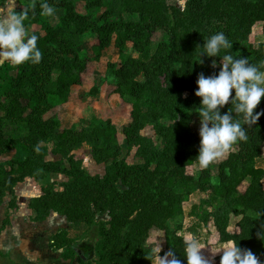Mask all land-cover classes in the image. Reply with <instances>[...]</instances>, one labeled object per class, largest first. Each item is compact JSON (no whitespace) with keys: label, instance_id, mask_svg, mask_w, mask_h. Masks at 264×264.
Wrapping results in <instances>:
<instances>
[{"label":"trees","instance_id":"16d2710c","mask_svg":"<svg viewBox=\"0 0 264 264\" xmlns=\"http://www.w3.org/2000/svg\"><path fill=\"white\" fill-rule=\"evenodd\" d=\"M20 2L24 9L17 12H28L26 28L38 25L42 31L37 40L42 60L0 66V156L10 154L6 163H0V206L27 178L39 182L48 175H62L68 181L60 190L48 185L29 200L32 222L55 213L71 224L97 226L94 250L99 264H153V251L145 243L152 231H162L170 251L186 264L187 242L169 224L184 214V203L197 192L201 197L189 216L200 225L211 224L219 242L236 240L264 261V235H260L264 233V169L256 165L264 148V114L247 128V141L235 144L218 166L213 168V163L196 175L187 169L197 165L200 138L198 131H191L185 114L197 110L200 103L194 95L197 75L219 71L211 67V60L219 63V57L201 56L203 64L198 63L197 46H203V38L223 31L235 58L247 57L264 71V43L256 48L247 44L256 24H261L264 34V0H186L183 11L166 0H47L53 12L61 13L54 26L52 15L41 14L44 0ZM80 2L84 13L76 10ZM126 15L131 19L126 20ZM160 32L167 40L152 53L153 39ZM88 34L96 40L93 58L83 49ZM127 44L137 57L127 56L118 66L107 68L114 79L113 94L131 107V122L122 133L127 152L134 151L140 160L137 164L121 157L118 130L110 121L76 130L64 129L56 116H48L68 102L72 87L82 84L89 62H98L110 47L122 56ZM229 107L226 104L222 112ZM257 111L264 113V97ZM235 118L241 119L240 114ZM147 127L160 144L141 134ZM84 146L94 163L110 161L103 176L84 172L76 155ZM245 181L248 185L241 192ZM8 208L0 232L17 205L10 202ZM104 214L109 220L96 223V215ZM232 218L238 219L234 234L228 231ZM50 240L51 250L64 251L63 259L75 258L74 240L67 231L59 230ZM219 262L220 257L210 264Z\"/></svg>","mask_w":264,"mask_h":264},{"label":"rangeland","instance_id":"374dc122","mask_svg":"<svg viewBox=\"0 0 264 264\" xmlns=\"http://www.w3.org/2000/svg\"><path fill=\"white\" fill-rule=\"evenodd\" d=\"M169 6H173L183 11L185 9L186 0H166ZM76 10L79 13H84V3H77ZM61 16L60 12H53L51 24L57 25L58 19ZM126 20L131 19L130 16H125ZM41 29L36 27L33 31V35L39 37L42 35ZM167 36L164 32L156 34L153 39L152 53L155 51L157 44L161 41H166ZM264 43V34L262 33L261 24H256L248 38L247 44L249 47L256 48L258 44ZM96 44V40L93 35L88 34L85 37L83 49L84 53L93 58L92 46ZM137 57L132 51L131 44L126 45L125 52L121 56L120 53L113 47L107 48L102 52V55L98 62H89L86 72L83 75L82 84L80 86L72 87L71 95L68 102L58 108L52 110L48 116H56L60 121L61 127L64 129L73 128L76 130L82 129V127L87 125H92L95 123L104 124L106 121H110L118 130V142L122 149V158H125L128 164H137L140 160L134 157V151L127 152L125 137L123 136L122 129L131 122V107L126 102L122 101L118 95L113 94L114 89V79L112 74L107 68L108 64H114L118 66L121 60L125 57ZM219 67V63H217ZM1 100V99H0ZM185 114L190 119V129L191 131H198L199 129V117L195 110L186 111ZM163 124L169 125L170 122L163 121ZM141 134L147 138H150L155 144H160L157 139L153 129L151 127L145 128ZM234 150V147L230 151ZM11 154H14L12 152ZM228 154V153H227ZM226 154V155H227ZM10 155V154H9ZM9 155L0 156V163L4 164L8 160ZM76 155L82 160V168L84 172L89 176H103L105 167L110 164V161L103 164H96L92 160L90 150L86 146L76 152ZM223 156L216 162H214V167L218 166L219 162L226 157ZM120 157V158H121ZM47 159L54 160L56 157L49 156ZM257 167L264 169V148L262 157L256 162ZM200 168L198 165H194L187 169V173L191 175H196ZM216 175V170H213V176ZM68 181V178L62 175H48L44 180L36 182L33 179H25L22 183L18 184L14 189V196L6 195L5 202L8 204L10 202H15L17 207L21 206V217L26 216L29 212L27 209V204L31 198L37 197L41 194L42 188L48 185H54L56 190H60V185ZM248 185V181H245L241 187L240 191L243 192ZM118 191L123 189L121 184L117 185ZM197 195L191 196L187 202L183 205L184 214L177 220L171 221L169 227L173 229H178V234L182 235L185 241L188 243L193 238H196L199 242V247H201L200 252L202 256L209 262H215L217 258L220 257L221 253H213L217 245L222 244L219 242L218 236L216 234L214 227L211 224L207 226L200 225L197 219L190 217L189 214L193 206L199 203L200 194L196 192ZM115 198L110 199L111 204H114ZM25 206V208H24ZM8 211L6 212L3 220L6 218ZM14 214V211L13 213ZM10 215V217L12 216ZM9 217V221H10ZM64 222L70 224L75 230V238L81 239L83 232L80 231V224L83 227H87L86 224H71L65 217L58 216ZM2 220V223H3ZM109 220L106 214L96 215L95 222L99 223L101 221ZM58 220H56L57 222ZM238 219L232 218L228 231L233 234L236 231V224ZM61 222V221H59ZM1 223V225H2ZM60 223L58 226H63ZM5 226L3 230L6 228ZM1 228V227H0ZM89 228V227H88ZM60 230V229H59ZM58 230V231H59ZM93 230L92 238L96 241L94 243L93 250L91 248H84L82 251L88 256L86 261L91 264H99V259L95 254V245L99 240L98 228L97 226L89 228ZM88 230V231H89ZM57 231V232H58ZM56 232V233H57ZM55 233V234H56ZM54 234V235H55ZM75 239V240H76ZM89 244L92 241L91 238L88 239ZM6 245L11 246L6 243ZM228 245V244H227ZM74 246V243L73 245ZM146 247H149L153 251V264H164V259L166 254L170 251L169 242L166 239L162 231H152L145 243ZM226 246V245H224ZM89 247V245H88ZM11 248V247H10ZM81 250V249H80ZM213 251V252H212ZM137 264V263H136Z\"/></svg>","mask_w":264,"mask_h":264},{"label":"clouds","instance_id":"9594fccd","mask_svg":"<svg viewBox=\"0 0 264 264\" xmlns=\"http://www.w3.org/2000/svg\"><path fill=\"white\" fill-rule=\"evenodd\" d=\"M40 8L42 15H53V7L47 0L40 4ZM27 18L26 10H13L0 16V65H22L27 62L38 64L42 60V52L37 46L38 37L29 35L26 30ZM203 39V46H197L200 49L198 63L203 64L201 56L219 57L218 73L208 76L199 73L194 92L200 98L195 110L199 117L200 140L194 160L200 169H207L229 153L235 144L247 141V128L256 124L264 114L254 112L264 97V71L260 65L250 63L247 57L235 58L230 51L232 42L223 31ZM211 67H218L216 59L211 60ZM226 104L232 107L222 112ZM236 114H240L241 119H236ZM200 249L196 238L186 244V264H210ZM217 252L221 253L219 264H264L250 249L239 247L236 240L217 248L213 253ZM164 264H181V261L173 251H169Z\"/></svg>","mask_w":264,"mask_h":264},{"label":"crops","instance_id":"0c3cea01","mask_svg":"<svg viewBox=\"0 0 264 264\" xmlns=\"http://www.w3.org/2000/svg\"><path fill=\"white\" fill-rule=\"evenodd\" d=\"M20 1L21 0H0V16L13 10H23L24 7L21 6ZM36 27L39 26L34 25L26 28L29 35H33V31ZM194 195L197 194L194 193L192 196ZM5 199L6 196L0 206V227L6 212L9 211V206L6 204ZM27 209H29L28 206ZM21 211L22 207H17L16 210H14V214L10 217L7 227L0 232V264H80L81 262H87L81 256L86 255L82 249L91 248L93 250L96 241V237L95 240L91 237V232H93V230L90 231L88 227H83V225L80 224V231L85 235H83L81 239H76L74 236L75 230L70 227V224L60 219L58 217L59 215L51 213L44 221L36 223L31 221V218L34 216L33 211L29 209L26 216L22 217L24 219H20ZM56 220L58 221L56 222ZM60 223H62L61 225L63 226H58ZM59 229L67 231L68 238L74 240L72 250L75 251V258L72 260H65L62 258L61 255L64 251H53L50 248V239ZM89 238L92 239V241H90L91 244L88 242ZM6 243L11 246L6 245ZM230 243L231 242L219 244L214 250ZM86 257L88 258L87 255Z\"/></svg>","mask_w":264,"mask_h":264},{"label":"water","instance_id":"95a60500","mask_svg":"<svg viewBox=\"0 0 264 264\" xmlns=\"http://www.w3.org/2000/svg\"><path fill=\"white\" fill-rule=\"evenodd\" d=\"M74 251V250H73ZM75 252V251H74ZM80 254V253H79ZM83 259H86V255H81Z\"/></svg>","mask_w":264,"mask_h":264}]
</instances>
